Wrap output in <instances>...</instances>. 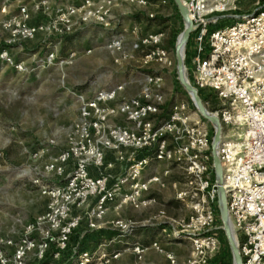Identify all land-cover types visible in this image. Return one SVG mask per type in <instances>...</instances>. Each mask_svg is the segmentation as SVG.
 <instances>
[{"label":"built area","instance_id":"1","mask_svg":"<svg viewBox=\"0 0 264 264\" xmlns=\"http://www.w3.org/2000/svg\"><path fill=\"white\" fill-rule=\"evenodd\" d=\"M239 1L182 0V3L189 9L194 23L191 36L195 51L189 67L192 86L219 101L220 108L212 114L222 126L218 155L242 264H264V10H256L251 15L238 14ZM116 2L148 4V0H79L58 7L55 20L50 19L52 27L45 23L32 26L29 23L32 13L39 14L46 8L47 1L42 0L31 9L23 5L19 16L8 19L3 27L14 38L25 40L33 39L42 31H56L58 26L61 35L68 36L76 25H108ZM148 17L154 19V15ZM131 33L136 38L134 54L141 52L143 65L174 67V59L164 47L163 32L142 35L140 27H135ZM123 44L122 37H118L110 48L126 60H134L133 54L123 52ZM53 58L51 54L47 61L52 62ZM0 60L10 59L8 54L0 53ZM15 69L23 70L21 65H15ZM163 83V75L148 74L141 95L122 102H117L123 93L122 86L100 90L89 100L79 97L80 121L73 132L88 140V151L84 155L74 149L63 152L50 165L49 171L64 175L69 159L82 156L73 173L60 185L43 189L42 194L50 198L47 213L29 223L18 240H0V264H27L31 255L42 261L53 242L63 252L73 231L79 227L81 217L75 216V212L91 203L86 219L95 229L118 194L124 204L135 209L152 202L144 194L159 179L142 180L152 158L138 159L140 152L152 154L159 162L182 165L189 179L188 188L178 194V199L191 214L187 219L162 222L163 235L184 234L200 254L218 247L216 231L224 228L218 216L219 189L211 155L214 127L211 131L196 118V113L190 114V106L182 101H175L169 112H165V96L160 91ZM92 132L101 135L99 143L89 139ZM110 150L120 151L119 159L127 162L122 176L115 182L111 175L100 172L92 176L89 171L90 166L98 170L106 167L105 153ZM112 166L108 163L107 169ZM116 225L124 233L134 227L123 222ZM152 248L164 253L169 264H177V257L162 251L159 243H153ZM130 249L143 260L148 247L135 244ZM120 255L114 252L95 256L85 252L76 264H110Z\"/></svg>","mask_w":264,"mask_h":264},{"label":"rangeland","instance_id":"2","mask_svg":"<svg viewBox=\"0 0 264 264\" xmlns=\"http://www.w3.org/2000/svg\"><path fill=\"white\" fill-rule=\"evenodd\" d=\"M39 1L42 0H0V53L8 54L10 59L0 60V240H18L29 223L47 213L50 198L42 194L43 189L60 185L73 173L82 158H70L65 166V174L59 176L49 171V167L60 154L72 149L80 155L88 151V140L80 133L73 132L80 121V96L89 100L100 90L108 91L122 86L123 93L117 101L122 102L141 95L146 75L161 74L164 83L160 91L165 96V107H170L175 101L185 102L190 106V114L196 113V118L213 131L212 124L198 113L178 79L175 48L185 24L173 0H148L146 6L116 2L108 25H76L68 36L61 35L59 26L56 31L39 32L31 40L14 38L10 31L4 29L8 19L19 16L23 5L31 9ZM45 1L46 8L41 9L39 14L32 13L30 25H52L50 19L55 20L58 7L79 0ZM237 5L238 14L241 15L264 10V0H240ZM149 15H154V23L147 21ZM135 27H140L142 35L159 31L164 33V47L174 59L173 68L168 69L160 64L143 65L141 52L134 54L136 38L131 32ZM118 37L123 39V52L133 54L134 60H126L110 48L112 41ZM194 46L190 36L183 57L186 77L191 85L189 67ZM51 54H54V58L49 62L47 57ZM15 65H21L23 70H16ZM208 94L199 92L207 111L215 113L220 108L219 101ZM100 137L92 132L89 139L92 143H99ZM119 157L120 151H106V167L98 170L90 166V174L93 176L92 171L97 175L103 172L111 175L112 182H115L122 174L115 176L108 170L120 168V164L124 167L127 165ZM108 163L113 164L112 168L107 169ZM175 177H180L179 171H176ZM185 188L178 186L177 189L181 193L186 191ZM91 205L75 212V216L81 217L79 227L73 231L63 252L53 242L44 260L38 261L31 255L27 264H76L79 256L85 252L95 256L119 252L121 255L110 264H169L164 253L152 248L156 242L161 245L162 251L171 252L177 257V264H234L224 229L216 231L218 247L203 254L195 252L184 234L179 237L163 235L162 222L183 220L190 216L185 203L180 202L176 208L156 201L135 209L124 204L122 196L118 194L108 206L103 219L96 223L95 229L89 226L86 219ZM117 222L129 223L134 227L131 232L124 233L116 225ZM131 240L147 242L148 250L143 260L128 249L127 243ZM97 241L107 244L106 251L94 248Z\"/></svg>","mask_w":264,"mask_h":264},{"label":"water","instance_id":"3","mask_svg":"<svg viewBox=\"0 0 264 264\" xmlns=\"http://www.w3.org/2000/svg\"><path fill=\"white\" fill-rule=\"evenodd\" d=\"M176 7H178L183 23L185 24V29L183 33L180 35L182 37V42L179 40L177 42L175 48V57L177 58V74L178 79L182 87L188 92L193 102V105L196 107L198 113L206 120L208 123L210 122L214 127V136L212 143V151L211 155L213 156V165L214 172L216 175V183L219 189L218 192V202L219 213H220V221L223 223V228L225 232L226 239H228V243L231 248L232 255L234 257V264H242V258L239 254L238 246L236 244V238L232 233V225L229 218V210L227 205V196L226 191L223 186V170L221 161L218 155V148L221 142V134H222V126L219 119L214 116L212 113L207 111L206 107L203 105L202 100L199 95V91L193 87L187 80L185 73V64H184V53L181 54V50H183L184 46L189 42V38L194 29V23H192L189 9L184 6L182 0H173ZM179 36V37H180ZM184 52V51H183Z\"/></svg>","mask_w":264,"mask_h":264},{"label":"crops","instance_id":"4","mask_svg":"<svg viewBox=\"0 0 264 264\" xmlns=\"http://www.w3.org/2000/svg\"><path fill=\"white\" fill-rule=\"evenodd\" d=\"M170 108L171 107L169 106L168 107L164 106L165 112H169ZM145 156L151 157L152 161L144 169L142 180L143 181L149 180L155 177L159 179V182L151 183L149 192L144 194L145 199L152 201L147 204L158 201V203H162V204L164 203L166 207H176L177 208V206L181 202L178 199V194H179L178 189H177L178 186L179 188L186 187L185 190L188 188V185H187L188 176H187V173H185L184 167L180 164H174V163H170L167 161L159 162L154 159L152 154H148L144 152L142 154L140 153V155H138L137 158L142 159ZM120 165H121L120 168H115V170L110 169L108 170V172L115 176L121 175L124 171V166L123 164H120ZM176 171H179L180 177H175ZM92 174L93 176L95 175L97 176L95 171H92ZM151 192L153 193L151 194ZM141 243L142 241L139 242L137 240H131V242L127 243V246L129 247L128 249H130L133 245L135 244L141 245ZM96 247L99 251H103V249L104 251H106L105 247L107 248V244L105 245V242L97 241L94 248Z\"/></svg>","mask_w":264,"mask_h":264},{"label":"trees","instance_id":"5","mask_svg":"<svg viewBox=\"0 0 264 264\" xmlns=\"http://www.w3.org/2000/svg\"><path fill=\"white\" fill-rule=\"evenodd\" d=\"M148 22L154 23L156 20L155 19H147ZM192 37V36H191ZM214 180H215V174H214ZM218 216H219V212H218ZM222 223V222H221ZM147 242H142L141 245H143L144 247H146Z\"/></svg>","mask_w":264,"mask_h":264},{"label":"bare ground","instance_id":"6","mask_svg":"<svg viewBox=\"0 0 264 264\" xmlns=\"http://www.w3.org/2000/svg\"><path fill=\"white\" fill-rule=\"evenodd\" d=\"M178 40H179L180 43H183V42H182L183 40H182V37H181V36L178 38ZM185 46H186V45H185ZM185 46H184L183 50H181V54L184 53L183 51H185ZM232 233H233V235H234L233 229H232Z\"/></svg>","mask_w":264,"mask_h":264}]
</instances>
